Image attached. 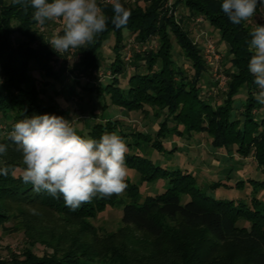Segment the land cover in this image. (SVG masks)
Wrapping results in <instances>:
<instances>
[{"label": "trees", "instance_id": "trees-1", "mask_svg": "<svg viewBox=\"0 0 264 264\" xmlns=\"http://www.w3.org/2000/svg\"><path fill=\"white\" fill-rule=\"evenodd\" d=\"M112 3L98 0L108 17L113 14ZM121 3L131 10L127 26L116 28L109 20L107 30L87 48L75 49L74 69L88 81L82 84L75 76L72 82L91 101L96 97L102 108L99 117L77 132L86 138L98 139L105 132L123 137L127 167L138 179L127 177L128 186L120 196L94 198L73 211L63 197L34 191L23 182L21 154L8 139L12 124L23 117L64 114L58 103L42 97L49 86L63 81L66 71V65L55 70L54 63L62 54L48 43L54 35L50 33L53 21L41 26L32 20L30 7L0 0V143L8 145L0 168H9L7 175L0 174V230L2 234L11 231L8 222L21 220L27 242L21 251L0 259V264H264V199L260 196L264 190V104L255 99L258 89L247 68L251 57L248 33L255 25L231 23L221 10L222 0H174L169 6V0ZM181 8L186 13L179 16ZM199 16L220 33L227 47L222 64L225 86L219 88L212 82L215 90L208 92L206 88L212 85L205 81L210 79L211 68L204 47L186 27L187 20ZM112 36L108 61L103 48ZM128 36L141 48L134 49L132 71L123 53ZM176 45L189 69L177 62ZM102 69L110 71L106 80L98 74ZM111 106L141 112L158 128L128 131L124 120L108 113ZM198 134H206L217 153L238 156L240 164L254 158L256 173L232 184L234 170L230 169L224 178L228 182L223 178L200 182L189 169L166 166L146 155L149 149L175 154L176 148L166 146L173 136L183 138L187 145ZM160 181L165 191L144 194L141 190L146 182ZM223 185L241 191L249 185L251 191L238 199L208 194ZM182 194L191 200L182 203ZM124 197L129 201L123 203ZM118 203L123 204L124 226L99 233L90 220ZM39 245L45 249L42 255L34 250Z\"/></svg>", "mask_w": 264, "mask_h": 264}, {"label": "clouds", "instance_id": "clouds-1", "mask_svg": "<svg viewBox=\"0 0 264 264\" xmlns=\"http://www.w3.org/2000/svg\"><path fill=\"white\" fill-rule=\"evenodd\" d=\"M31 8L32 20L43 26L62 21V33L48 41L57 53L87 48L95 37L107 30L108 22L123 28L131 10L121 0H113L108 17L98 0H13ZM264 0H222L221 10L231 23L240 25L253 19ZM247 50L251 54L247 68L258 91L255 99L264 104V25L255 24L248 33ZM2 82V81H0ZM8 139L21 154L25 166L22 180L34 191L63 197L66 207L75 211L94 198L120 196L127 188V144L116 132H105L98 139L79 134L73 123L52 114L23 117L12 124ZM8 145L0 143V157ZM9 168H0L7 175Z\"/></svg>", "mask_w": 264, "mask_h": 264}, {"label": "rangeland", "instance_id": "rangeland-1", "mask_svg": "<svg viewBox=\"0 0 264 264\" xmlns=\"http://www.w3.org/2000/svg\"><path fill=\"white\" fill-rule=\"evenodd\" d=\"M113 1V0H111ZM129 1V0H127ZM134 1V0H132ZM174 0H169L168 6L172 4ZM140 3L144 5V0H140ZM186 13V9H180L178 14L179 16ZM198 18V21H197ZM195 20L190 19L186 21V26L191 36L194 40L201 46H205L206 36L215 41L217 51L220 56V64L216 63L218 67L217 71L210 67V79L208 80L207 85H212L216 83L219 88H223L226 81L223 74V62L226 58L227 47L220 39L216 29H213L203 17L199 16ZM250 24L255 25L258 22L264 23V7H261L257 14L253 17L252 20L248 21ZM50 33H59L62 31V21H53L51 24ZM204 32L207 33L204 34ZM127 46L124 50V60L127 62V68L129 71L133 70V65L130 63L133 60L134 49L140 50L141 48L134 42L133 36H128ZM154 43V42H153ZM114 44V36H112L109 41L106 43V46L103 48V53L109 61L112 56H109L110 47ZM149 47V46H148ZM146 48V46H145ZM144 49V48H143ZM180 49L176 45L175 57L177 62L180 64H185L186 68L189 69L188 61L179 54ZM75 49L69 53H63L58 61H55L54 65L55 70L59 71L64 65H66V71L63 75V81L55 82L48 87L47 91L44 92L43 100L47 102H53L64 109V114L61 116L64 119L73 123V126L76 130L86 127L88 122L96 119L100 116L102 112L101 103L95 97L92 101L91 97L87 93H84L82 87L75 86L72 82L73 78H80V82L84 84L88 81V78L84 76H79L75 68L76 57L74 55ZM110 58V59H109ZM223 60V61H222ZM222 61V62H221ZM78 74V75H77ZM100 77L103 80H106L105 75L110 74V71L102 69L98 71ZM226 77V76H225ZM105 78V79H104ZM62 81V82H61ZM207 82V81H206ZM205 83V82H204ZM73 86V87H72ZM215 85L212 87L206 88V91H214ZM243 98V95H242ZM264 111V107L262 108ZM111 116L124 120L126 123L127 130H155L158 128L157 123H154L153 119L150 117L144 116L141 112H127L126 110L111 106L108 110ZM183 138L173 136L166 144L167 147L176 148L174 153H159L156 150L149 149L146 153L149 157L154 160L162 161L166 166L171 167H180L187 168L191 172L195 173L199 181H218L223 178V182H228L224 178L228 174L230 169H233L234 172L231 174L233 178L230 180L232 184H235V181L239 179L248 180V177L256 173V162L255 159L250 157L243 160V163L237 162L235 155L234 158L227 157L223 154L217 153L210 145V138L206 134H198L194 137V142H191L187 145L183 143ZM128 177L132 179H138L137 173L128 168ZM262 176H259L258 179H262ZM141 190L144 194H155L156 192L165 191L162 182L150 183L146 182L141 186ZM251 191V187L247 185L246 191H241L235 188H227L222 186L219 189L209 190L208 194L215 198H243L245 194ZM260 196L264 199V190H261ZM124 202H128L129 199L124 197ZM191 200V196L187 194L181 195V202L186 203ZM122 208L123 204L118 203L115 206H108L107 209L103 212H100L96 218H92L90 222L97 228L98 232L103 233H112L120 230L124 225L122 222ZM53 224V223H52ZM8 226H11V231L5 232L2 234V239L0 242V259H8L11 254L21 251L27 244L26 238L23 233L24 224L21 220L15 222H8ZM58 234H61L60 229H56ZM34 250L37 254L42 255L45 251L44 247L39 245L34 247Z\"/></svg>", "mask_w": 264, "mask_h": 264}, {"label": "built area", "instance_id": "built-area-1", "mask_svg": "<svg viewBox=\"0 0 264 264\" xmlns=\"http://www.w3.org/2000/svg\"><path fill=\"white\" fill-rule=\"evenodd\" d=\"M197 21H198V18H197ZM204 34L207 35L206 32H204ZM204 44H205V46H204V54H205V58L207 60V63H208V65L210 67H212V69L217 71L218 67H216V65H217L216 63L220 64V62H219L220 61V56H219V53L217 51L216 44L208 36H206V41H205ZM224 79H225V81H227V77H225V75H224Z\"/></svg>", "mask_w": 264, "mask_h": 264}, {"label": "crops", "instance_id": "crops-1", "mask_svg": "<svg viewBox=\"0 0 264 264\" xmlns=\"http://www.w3.org/2000/svg\"><path fill=\"white\" fill-rule=\"evenodd\" d=\"M213 29H214V28H213ZM217 32H218V31H217ZM218 34L220 35V33H219V32H218ZM213 41H214V40H213ZM214 43H215V41H214ZM206 81H208V80H206ZM206 81H205V82H206Z\"/></svg>", "mask_w": 264, "mask_h": 264}]
</instances>
